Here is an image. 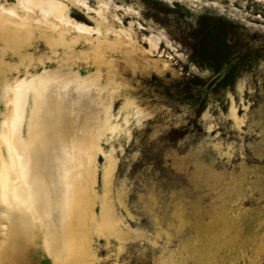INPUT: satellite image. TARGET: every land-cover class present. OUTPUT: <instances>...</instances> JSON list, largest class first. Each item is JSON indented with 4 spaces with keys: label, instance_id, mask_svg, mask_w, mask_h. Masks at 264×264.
Wrapping results in <instances>:
<instances>
[{
    "label": "rangeland",
    "instance_id": "1",
    "mask_svg": "<svg viewBox=\"0 0 264 264\" xmlns=\"http://www.w3.org/2000/svg\"><path fill=\"white\" fill-rule=\"evenodd\" d=\"M6 16L44 66L0 80V242L19 202L26 264H59L47 216L18 195L14 140L40 96L71 92L89 104L72 147L73 264H264V0H0Z\"/></svg>",
    "mask_w": 264,
    "mask_h": 264
},
{
    "label": "bare ground",
    "instance_id": "2",
    "mask_svg": "<svg viewBox=\"0 0 264 264\" xmlns=\"http://www.w3.org/2000/svg\"><path fill=\"white\" fill-rule=\"evenodd\" d=\"M10 18V16L0 18V57L19 61V65L11 73L2 72L0 67V80L5 75L6 78L21 69H36L44 66L42 60H32L28 57L36 50L34 43L37 36L23 34L19 26L15 24L16 21ZM49 48L53 51L57 47L50 44ZM2 65L0 63V66ZM55 78L58 83L66 81L57 76ZM71 94V92H65L61 97L40 96L35 104L27 139L19 136L16 141L14 140L15 144L20 143L25 151L23 153L25 159L17 163H19L18 172L21 179L24 178V185L26 183L28 185V187L24 186L26 188L17 186L18 195L22 200H29L34 205L33 210H38L37 214H42L38 217L39 220L43 215L47 216L46 220L42 218L46 225V228H42L46 229L45 238L52 253L59 260V264H73L71 250V228L73 227L71 211L74 208L72 147L77 140H80L77 127L80 126L89 106L86 100ZM3 193L4 179L0 172V213L7 210L2 205ZM8 212L11 221L7 237L0 242V264H26L27 259H30L27 257L29 245L26 237L30 225V214L16 201L12 203ZM30 236L34 235L30 234Z\"/></svg>",
    "mask_w": 264,
    "mask_h": 264
}]
</instances>
